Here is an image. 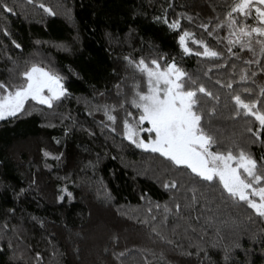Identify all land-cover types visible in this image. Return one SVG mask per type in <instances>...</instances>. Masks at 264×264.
<instances>
[{
	"label": "trees",
	"instance_id": "1",
	"mask_svg": "<svg viewBox=\"0 0 264 264\" xmlns=\"http://www.w3.org/2000/svg\"><path fill=\"white\" fill-rule=\"evenodd\" d=\"M8 3L15 6V14L0 12V80L7 81V69L14 66L19 71L26 61L42 62L65 78L71 95L55 110L30 102L26 108L31 115L0 121V264H121L113 255L121 251L126 252L123 264H197L195 255L180 253L197 251L193 245L202 243L201 228L211 242L215 226L223 220L234 222L243 248L252 252L248 258L253 264H264L260 243L251 240L264 230V219L226 194L222 197L219 185L210 187L190 170H177L158 154L135 148L105 128L98 112L88 115L93 105L108 100L118 82V59L167 55L169 62L175 58L179 66L200 75L209 89L219 91L221 116L214 124L222 148L233 141L244 144L250 137L245 120L227 118L232 106L224 105L230 90L215 84L217 79L227 82L231 69H217L202 57L186 56L178 45V34L187 30L224 51L226 39L218 43L199 25L211 21L210 30L215 28L226 19L232 0H36L52 8L54 16L26 0ZM165 10L169 22L180 20V33L154 21ZM5 28L10 37L3 35ZM214 35L226 38L228 31ZM188 45L197 48L191 40ZM240 55L247 59L251 54ZM236 63L247 67L242 61ZM209 67L211 79L203 76ZM238 73L239 67L237 80ZM257 82L264 79L257 77ZM44 150L63 156L60 161L46 159ZM251 151L256 157L264 155L259 144ZM171 181L177 182V188L165 189L163 184ZM63 188L72 193L71 199L66 195L63 201L58 199ZM90 194L96 200L91 202ZM188 222L196 232H185ZM153 226L182 248L162 241L152 232ZM67 230L73 233L74 244L67 242ZM210 255L214 261L221 259L214 250ZM236 257L242 264L244 251L237 250Z\"/></svg>",
	"mask_w": 264,
	"mask_h": 264
},
{
	"label": "snow or ice",
	"instance_id": "2",
	"mask_svg": "<svg viewBox=\"0 0 264 264\" xmlns=\"http://www.w3.org/2000/svg\"><path fill=\"white\" fill-rule=\"evenodd\" d=\"M26 3L35 4L50 16L56 15L53 9L44 3H36V0H26ZM0 12L15 14V6L10 5L8 0H0ZM181 16L183 17V14ZM186 18L190 22L193 19L190 16ZM216 19L219 21V17ZM154 21L162 22L171 31L180 33V20L169 22L166 10L161 16L154 17ZM210 24L211 21L201 23L199 27L207 32L209 37L216 38L218 43H223L226 39L224 51L216 50L204 39L195 38L194 34L187 30L178 34V45L186 56L202 57L217 69H231L230 79L227 82L217 79L215 84L230 90L224 105L228 107V103H231L232 106L231 115L227 118L245 120V131L250 137L244 144L233 141L231 146L222 148V141L217 134L219 130L214 124V121L221 116L219 91L209 89L201 81L200 75L190 73L179 66L175 58L169 62L167 55H157L150 59L143 56L139 58L124 56L125 70L128 74L120 83L114 85L117 100L93 105L88 110V115L92 116L94 112L102 111L107 121L111 122L110 125L104 124V127L115 132L117 115L114 113L123 109L125 113L122 121L123 137L135 148L158 154L177 170L181 168L190 170L191 174L207 182L210 187L219 185L222 197L226 194L235 204L246 205L257 217L264 219V155L256 157L251 151V147L257 144L264 149V83L257 82V77L264 79V0H232L226 19L218 22L211 30ZM225 28L228 31L226 38L214 35ZM3 35L10 37L6 28L3 30ZM108 36L111 38L110 33ZM189 40L197 46L195 50L189 47ZM12 44L17 49L21 48L15 40H12ZM240 53L251 55L245 59ZM237 61H242L247 67H240ZM13 64L15 65L14 61ZM25 64L26 67L19 71L18 66L7 69L8 80H0V121L31 115V111L26 108V105L31 107L30 102L55 110L71 95L65 86V78L58 72L43 66L42 62L26 61ZM252 65H255L259 71L253 69ZM238 67L237 80L235 77ZM211 71L212 67H209L203 76L211 79L208 76ZM128 80H131V84L127 85L132 89L130 94L125 90V81ZM98 95L103 97L106 93L99 92ZM128 106L134 108L138 115L129 111ZM47 126L55 127L54 124ZM67 134L66 130L65 135ZM89 135L94 133L89 132ZM53 139L57 144L61 143L55 137ZM43 156L46 159L60 161L63 153L54 155L44 150ZM45 167L49 166L45 164ZM163 187L176 189L177 182H166ZM60 191L62 193L58 197L60 201L65 199V195L69 199L72 198V193L67 188ZM193 192L195 193V189ZM192 200L195 202V195ZM156 207L159 208L160 205L156 204ZM176 209L179 211V204H176ZM164 211L165 213L169 211L167 205ZM167 219L165 215L164 221ZM248 219L251 220L252 217L249 216ZM189 229L192 232L197 231L190 222L187 223L185 232L187 233ZM200 231L202 243L193 245L197 251L193 253L185 250L180 253L181 255L186 257L195 255L197 264H237L236 251L243 250L245 260L242 264H253L248 258L252 252L243 248L240 242L242 236L236 235L234 222L223 220L216 225L214 239H211V242L205 240L208 233L203 228ZM152 232L165 243L182 248L158 231L156 226L152 227ZM113 240H118V237H113ZM251 240L253 243H260L261 255L264 257V230L260 235L253 234ZM213 250L221 253L219 262L212 259L210 251ZM113 255L123 264L121 258L125 257V251L114 252ZM163 256L161 252V259Z\"/></svg>",
	"mask_w": 264,
	"mask_h": 264
},
{
	"label": "rangeland",
	"instance_id": "3",
	"mask_svg": "<svg viewBox=\"0 0 264 264\" xmlns=\"http://www.w3.org/2000/svg\"><path fill=\"white\" fill-rule=\"evenodd\" d=\"M119 61H120V72H121V75H120V78H119V80H118V82L117 83H120V81L121 80H123L124 79V77H125V75H127L128 73L126 72V70H125V64H126V62L123 60V58H120V59H118ZM116 83V84H117ZM131 84V80H128V81H125V90L130 94L131 93V91H132V89H131V87L130 86H127V85H130ZM107 97H108V100H106V102H109V103H111V102H113V101H116L117 100V97H116V89H115V87H113V89H112V91L111 92H109V94L107 95ZM128 110L129 111H131L134 115H138L137 113H136V110L134 109V108H131L130 106H128ZM99 114H100V119H101V121L103 122V124H109L110 125V123L111 122H109V121H107V118L104 116V114H103V112L101 111V112H98ZM115 115H117V122H116V124L114 125V127L116 128V131H115V133L116 134H118L121 138H123V139H125L124 137H123V124H122V121H123V119H124V117H125V113H124V110L123 109H119L116 113H114ZM147 126V125H146ZM110 129V128H109ZM145 135H147V134H145ZM126 140V139H125ZM127 141V140H126ZM129 142V141H128ZM130 143V142H129ZM132 145V144H131ZM132 146H134V145H132ZM135 147V146H134ZM24 148V147H23ZM140 150H142V149H140ZM91 195V202L93 201V200H96V196L95 195H93V194H90ZM65 235H66V240H67V242L71 245V243L72 244H74V242L73 241H75L76 242V239H75V237H74V235H73V233L71 232V231H69V230H67L66 232H65Z\"/></svg>",
	"mask_w": 264,
	"mask_h": 264
}]
</instances>
